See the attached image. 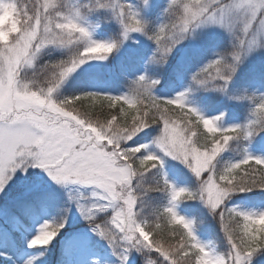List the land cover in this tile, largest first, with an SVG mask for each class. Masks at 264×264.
Here are the masks:
<instances>
[{"label": "snow or ice", "instance_id": "obj_1", "mask_svg": "<svg viewBox=\"0 0 264 264\" xmlns=\"http://www.w3.org/2000/svg\"><path fill=\"white\" fill-rule=\"evenodd\" d=\"M95 6L113 10L121 36L132 31L149 36L156 44L150 59L159 63L191 30L222 28L232 37L231 50L193 74L198 85L223 90L242 57L264 47V0H172L167 22L152 32L144 31L145 23L124 0H96ZM46 46L66 50V58L27 75ZM116 46L117 41L92 38L76 0H0V188L22 164L45 169L57 182L91 186L97 201L77 206L94 231L121 249V261L135 249L146 253L145 264H249L264 249V210L227 207L225 201L231 194L264 190V158L244 151L242 158L222 167L216 161L230 141L247 140L264 129V96L254 100L246 123L228 127L218 126L220 117H205L186 105L184 93L153 95L155 81L143 75L120 95L54 96L79 65L104 59ZM84 101L92 103L85 106ZM96 109L103 119L93 118ZM154 124L158 129L151 143L190 169L198 181L195 189L178 187L162 173L147 182L145 174L157 168L160 157L146 144L128 142ZM149 192L165 193L166 202L146 214ZM188 199L203 201L218 217L226 249L197 238L193 221L176 209ZM105 211L110 214L103 224L96 223L95 214ZM164 220L170 238L162 235L160 223L154 224ZM62 226L46 221L29 246L46 245Z\"/></svg>", "mask_w": 264, "mask_h": 264}, {"label": "rangeland", "instance_id": "obj_2", "mask_svg": "<svg viewBox=\"0 0 264 264\" xmlns=\"http://www.w3.org/2000/svg\"><path fill=\"white\" fill-rule=\"evenodd\" d=\"M95 2L96 0H76L90 26L92 38L117 41V46L104 59L93 58L79 65L56 89V98L69 96L67 85L82 79V86L86 90L120 95L128 92L132 82L143 75L146 79L155 81L151 88L153 95L173 98L178 93H184L186 105L192 106L205 117H220L217 120L220 127L247 122L255 106L254 100L264 96V47H257L242 57L223 90L198 85L192 79L193 74L210 60L217 58L218 54L229 52L232 37L214 25L197 27L186 34L184 40L177 43L167 55V58L185 62L190 67L176 75L175 84L162 87L159 76L165 67L150 59L155 52V42L144 32L132 31L127 37L121 36L122 28L113 10L95 6ZM124 2L137 12L138 18L145 23L144 31L148 32L151 22L168 18L166 10L172 0ZM139 49L143 50L141 55L129 62V57ZM50 54L57 61L66 58L67 51L46 46L37 53L33 67L27 69L26 74L31 75L36 70L39 73L40 63L47 64L45 61ZM155 55L159 56V53ZM131 64L133 69L130 71ZM211 83L225 84L224 81ZM239 90L241 93H238ZM237 96L243 98L236 99ZM144 134L142 136L150 141L152 151L160 157L169 171L171 183L179 185L176 174L179 168L194 180L197 187L196 177L182 161L165 155L151 143L156 133ZM245 151L252 156L264 158V137H249ZM94 190L91 186L72 181L57 182L45 169L32 164H22L14 169L0 188V264H145L146 253L135 249H130L126 253L127 258L121 261V249L110 245L93 230L92 221L85 218L77 205L96 202L97 198L91 195ZM225 205L260 211L264 210V199L230 196ZM181 209L197 212L193 227L195 235L202 242L211 243L217 248L207 219L211 221L218 217L199 199H194L193 203L185 206L181 204ZM109 214L108 211L97 212L93 220L103 224L104 218ZM46 221L52 224L62 223L63 226L46 245L29 246V241L39 233ZM256 259L254 254L249 264Z\"/></svg>", "mask_w": 264, "mask_h": 264}, {"label": "trees", "instance_id": "obj_3", "mask_svg": "<svg viewBox=\"0 0 264 264\" xmlns=\"http://www.w3.org/2000/svg\"><path fill=\"white\" fill-rule=\"evenodd\" d=\"M168 18H161L160 20H154L153 23L151 22V24L149 25L148 28V32H152L156 29V27H158L159 24L163 23V22H167ZM142 49L137 50L136 52H134L132 57H129V62L130 59L133 62V58L135 56H139L142 53ZM56 60H54L53 56L50 54L48 55V57L46 58L47 64L54 62ZM190 62V61H189ZM45 65L42 62L40 63V66ZM132 65L130 66V71L133 69ZM165 67L164 72H162L159 76V80L161 82H159V84H161L162 87H170V85L175 84L176 80L175 77L177 74L182 73L183 71L187 70L190 65L189 64H185V62H178L175 61L174 59L171 58H166L165 61L163 63H161V67ZM82 80H74L73 82H70L67 85V89L69 90L67 92V94L70 95H75V94H79V93H83V92H98V93H107V92H100V91H92V90H86V88L84 89V85L82 86ZM81 86V88H80ZM235 93H237L235 91ZM238 93H241V91L239 90ZM109 94V93H107ZM157 97H161V96H157ZM166 98V97H163ZM92 101H84V105H91ZM190 106V105H188ZM77 107H81L79 104L77 105ZM192 107V106H190ZM193 108V107H192ZM81 110H89L87 107H81ZM250 116H248L249 118ZM93 118H99V119H103L104 118V114L100 112L99 109H96L93 112ZM233 125V124H232ZM231 126V125H230ZM228 127V126H227ZM158 129V125H151L149 128H145L143 131L139 133L138 135L134 136L132 138V140H130L128 143L132 144L133 142H138V143H143L148 145V150L152 151L151 146H150V141L148 139H145L144 133L149 132L151 135L156 133ZM202 130V128H201ZM260 137H264V129L259 130L258 132L254 133L252 135V137L255 136H259ZM146 137V136H145ZM245 146H246V140H242V139H235L229 142L228 147L219 154V156L217 157V167H222L225 163L230 162V161H235L237 159L242 158V154L245 151ZM177 177H178V187H186V188H190V189H195V183L194 180L188 175L186 174V172H184V170L182 169H177ZM163 174L167 177V179L170 181L169 178V171L165 168V165L163 163V161L160 159V164L157 165V168L152 169L149 173H147L148 175V181L147 182H151V178L153 176H159L160 174ZM171 182V181H170ZM147 186V185H146ZM232 197H237V198H241V197H252V198H259V199H264V190L262 189H253L251 191H247V192H241V193H235V194H231ZM145 203H146V208H145V212L146 214L151 213V211L153 210V208L158 205V204H163L166 202V194L165 193H161V192H149L146 194V196L144 197ZM194 199H188V200H181L180 203H177L176 205V209L178 211L179 214L185 216L186 218L190 219L191 221H193V227L195 224V218H196V213L197 212H190L189 210H182L181 209V204H183L184 206L189 204V203H193ZM232 207V206H231ZM209 224H210V230H211V236L213 239V242L215 243V245L217 246V249L219 250H224L228 247L227 242L225 240L224 234L220 229V225H219V221L218 218H214V220L209 221V219H207ZM155 223H160L161 225V233L162 235L165 236V238H170L167 236V232L170 226L167 225L166 220L164 221H156ZM47 249V248H46ZM46 251V250H45ZM50 251V248H49ZM48 251V252H49ZM143 253V252H142ZM257 259L251 263V264H264V249H259L256 253ZM2 261V260H0Z\"/></svg>", "mask_w": 264, "mask_h": 264}]
</instances>
